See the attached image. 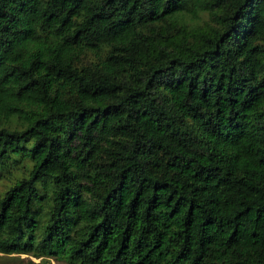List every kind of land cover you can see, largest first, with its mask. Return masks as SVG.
<instances>
[{"label": "trees", "instance_id": "1", "mask_svg": "<svg viewBox=\"0 0 264 264\" xmlns=\"http://www.w3.org/2000/svg\"><path fill=\"white\" fill-rule=\"evenodd\" d=\"M0 182V253L264 264V0H0Z\"/></svg>", "mask_w": 264, "mask_h": 264}, {"label": "rangeland", "instance_id": "2", "mask_svg": "<svg viewBox=\"0 0 264 264\" xmlns=\"http://www.w3.org/2000/svg\"><path fill=\"white\" fill-rule=\"evenodd\" d=\"M17 161L18 162L16 163L17 166L15 169L20 170V168L23 167L24 160L18 159ZM10 172H11L10 174L13 175L15 173L14 168ZM2 185L3 183L0 182V188L3 187ZM44 263L62 264L61 262L59 261L57 262L51 258L48 260V262H41V260L38 257H34L33 255L28 253H10V254L0 253V264H44Z\"/></svg>", "mask_w": 264, "mask_h": 264}]
</instances>
